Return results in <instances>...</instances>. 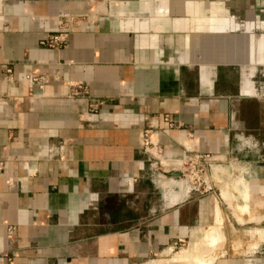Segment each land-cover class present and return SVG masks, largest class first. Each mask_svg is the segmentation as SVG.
<instances>
[{
	"label": "crops",
	"instance_id": "0c3cea01",
	"mask_svg": "<svg viewBox=\"0 0 264 264\" xmlns=\"http://www.w3.org/2000/svg\"><path fill=\"white\" fill-rule=\"evenodd\" d=\"M263 111L264 0H0V264H179L223 207L150 176L233 152L254 198L205 264H264Z\"/></svg>",
	"mask_w": 264,
	"mask_h": 264
},
{
	"label": "rangeland",
	"instance_id": "374dc122",
	"mask_svg": "<svg viewBox=\"0 0 264 264\" xmlns=\"http://www.w3.org/2000/svg\"><path fill=\"white\" fill-rule=\"evenodd\" d=\"M259 114L260 117L254 120L257 123L256 129L252 130L255 138L250 139L246 137L245 141H242L241 147L244 145L257 147L258 152L261 153L264 150V111L259 112ZM161 162L164 169H167L170 165L174 166L171 170L177 172L178 175L172 176L167 171L155 170L156 172L150 176L152 180L151 184L157 186L153 187L154 190H160L156 191L154 195L155 199L159 198V193L165 194L169 188H176L178 185L177 182H173L175 185L172 183L169 186L161 188L157 179L162 177V179L167 178L173 179L174 181H181L183 185L181 187H187L185 190L190 188V190L199 191L207 185L209 189H214L217 194V201H220L222 204L223 208L220 211L217 204H214L213 221L202 228L200 238L198 237L193 240L187 247L178 246V248H175V251L177 249L179 250L174 253L172 252L173 254H170L171 256L168 258V260L172 258L170 262L173 260L179 261V264H196V261L200 259L208 262L212 258L214 250L220 245H225L228 241L229 236L226 229L227 226H230L228 223V219L231 217L230 215L232 214L233 216L235 214L239 220H242V214L248 211L249 205L247 201L253 200L254 198L253 194L248 190V183L255 180L248 177V163L245 158L239 156L236 152L224 158L200 159L198 162L199 165L194 164L193 166L189 164L187 159L179 161L162 159ZM200 166L202 169L198 170ZM163 189L165 192H163ZM155 209H158V207L150 211L154 212ZM225 213H227V216ZM251 218L255 217L252 216ZM223 220H226V224L224 225Z\"/></svg>",
	"mask_w": 264,
	"mask_h": 264
},
{
	"label": "built area",
	"instance_id": "2783aa9c",
	"mask_svg": "<svg viewBox=\"0 0 264 264\" xmlns=\"http://www.w3.org/2000/svg\"><path fill=\"white\" fill-rule=\"evenodd\" d=\"M87 1L92 4V2L97 1V0H87ZM86 17H87V13H79V14L69 15V16H65V14H59V17L57 20V23H58L57 29L54 32L47 33L44 36H42L38 42L41 45H44L52 49H57L63 46L66 43L68 32L73 27L84 24L86 22ZM6 72L8 73L10 72L9 67L6 68ZM25 77L28 78L30 82H34L38 84L39 86L43 82L46 81V78L35 76V75H32L31 73L26 74ZM69 85H70V89H72V92H76V88L81 87V83L79 82L71 83ZM205 158H208V156L207 155L203 156V155L194 153V154H189L188 156H186L185 159H187L189 161V164L193 166L194 164L199 165L198 164L199 160L200 159L204 160ZM176 161H179V160H176ZM201 169L202 167L200 166L198 170H201ZM188 189L190 190V188Z\"/></svg>",
	"mask_w": 264,
	"mask_h": 264
},
{
	"label": "bare ground",
	"instance_id": "6f19581e",
	"mask_svg": "<svg viewBox=\"0 0 264 264\" xmlns=\"http://www.w3.org/2000/svg\"><path fill=\"white\" fill-rule=\"evenodd\" d=\"M217 167H218V166H217ZM215 170H216V169H215ZM165 181H166V180H165ZM174 182H177V183H178V186H180V187L183 186L182 183H181V181H174ZM163 183H164V181H163ZM172 183H173V182H172ZM172 183H171V184H172ZM173 184L175 185V183H173ZM165 185H166V184H165ZM162 186H163V185H162ZM174 187H175V186H174ZM186 188H187V187H186ZM175 199H176V198H175ZM244 205H245V204H244ZM232 211H233V210H232ZM198 259H199V258H198ZM196 262H197V264H205L206 261H203L202 259H200V260H198V261H196Z\"/></svg>",
	"mask_w": 264,
	"mask_h": 264
},
{
	"label": "water",
	"instance_id": "95a60500",
	"mask_svg": "<svg viewBox=\"0 0 264 264\" xmlns=\"http://www.w3.org/2000/svg\"><path fill=\"white\" fill-rule=\"evenodd\" d=\"M173 174H174V175H178V173H177V172H174Z\"/></svg>",
	"mask_w": 264,
	"mask_h": 264
}]
</instances>
